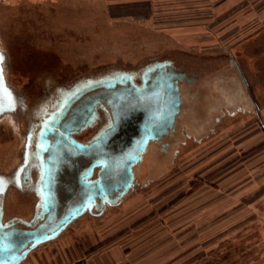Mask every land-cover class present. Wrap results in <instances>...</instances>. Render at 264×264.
Listing matches in <instances>:
<instances>
[{"label":"rangeland","instance_id":"1","mask_svg":"<svg viewBox=\"0 0 264 264\" xmlns=\"http://www.w3.org/2000/svg\"><path fill=\"white\" fill-rule=\"evenodd\" d=\"M168 1L173 2L152 0L136 10L128 5L120 10L115 0L0 2V53L8 84L20 96L26 88L42 87L44 77L73 82L165 59L196 71L191 93L202 107L206 92H215L210 114L203 111L202 120H194L199 132L185 125L175 149L158 162L146 157L117 208L99 217L88 210L65 227L57 242L71 241V264L105 256L112 247L127 259L146 236L147 264H264V134L253 91L256 84L257 91L263 89V73H249L243 130L227 88L236 73L229 62L237 66L242 49L251 66L262 55L255 51L264 49L259 43L264 3ZM210 61L219 67L206 65ZM188 99L184 94V103ZM16 114L0 116L2 143L14 137L0 145V175H7L9 188L5 221L30 220L34 211L32 196L18 188L10 172L19 160L25 125L19 116L13 121Z\"/></svg>","mask_w":264,"mask_h":264},{"label":"flooded vegetation","instance_id":"2","mask_svg":"<svg viewBox=\"0 0 264 264\" xmlns=\"http://www.w3.org/2000/svg\"><path fill=\"white\" fill-rule=\"evenodd\" d=\"M0 54L3 56V62L0 64L3 69L0 88L8 97L7 103L15 109L14 111H5L3 114L18 112L15 119L12 118L13 121L19 120L17 119L19 116L25 123L24 130L21 132L23 138L19 160L10 172L11 175H14V181L18 188L32 196L29 198L33 199L34 204L32 219L12 218L5 221L3 201L9 189L7 186L8 177L0 175V213L2 223L10 225V229L32 230L42 224L44 221L42 216L48 215L44 214L43 201L48 198L57 201V205H55L58 213L56 222L65 215L79 212L83 208V201L85 202L89 197H96V203L87 206L77 218L85 215L88 210L93 213L98 212L99 197L103 195L100 187L97 189L100 186L98 175L101 165L92 169L90 179H84L93 158L85 146L111 123L115 125L116 122V129L112 137L116 141L114 148L118 151L128 149L130 139L134 137V134L128 135L126 133L128 125L121 126V121L132 117L128 110L132 107L127 106L129 99H139L143 97L142 93H145L144 97L147 98V87L150 85L160 82L162 78L171 79L179 94V109L172 127L158 140L149 141L142 154V160L133 166L134 181L128 193L135 185L136 174L141 169L137 170V167L143 163L147 164L146 157H149L151 162H158L161 154L171 146H174L175 149L179 145L185 125L194 126L192 130L198 133L199 127L194 120H200V116L202 120L203 111L209 115L212 110L210 104L213 103L214 95L209 88L203 107L198 102L200 99H196L195 94L191 93V87L197 85L196 71L191 69L190 73L189 69L176 65L173 60L152 61L137 69H114L104 74L66 83H59L49 77H44L43 81H40L42 87L39 85L35 88H26L29 92L20 96L8 84L5 75V56L3 53ZM99 79L105 80V82L98 86H88L92 81ZM28 85L30 86V82ZM182 85L184 87H181ZM135 93H139V96ZM184 94L189 95L187 103H184ZM127 110L128 113H126ZM208 115L204 119H207ZM187 120L189 124L185 123ZM91 131L90 136L82 139ZM18 133H20V129ZM117 134L125 137L117 138ZM11 138L14 140V137L10 136L5 143L12 141L9 140ZM120 140H125L127 144H119ZM2 142L0 138V145L5 144ZM14 169L15 172H13ZM82 179L86 182L97 181L96 189L90 195L87 192L89 185L83 186ZM92 185H94L93 182L90 186ZM117 188L111 190V196L110 194L108 196L110 199L118 196L122 191ZM17 192L19 191L17 190Z\"/></svg>","mask_w":264,"mask_h":264},{"label":"water","instance_id":"3","mask_svg":"<svg viewBox=\"0 0 264 264\" xmlns=\"http://www.w3.org/2000/svg\"><path fill=\"white\" fill-rule=\"evenodd\" d=\"M111 79L113 80L112 77ZM104 82L105 80L99 79L92 81L88 86H98ZM135 94L139 96V93ZM144 94L142 93L143 97L139 99H129L127 106L132 107V109H128L132 117L121 121V126L128 125L126 133L134 134V137L130 139L128 149L118 151L114 148L116 141L112 137L116 129V122L115 125L111 123L85 146L93 158L84 179H90L92 169L101 165L98 175L100 186L97 189L100 187L103 195L99 197V213L102 212L105 204H118L127 195L134 181L133 166L142 160V154L149 141L158 140L167 133L178 112L179 94L171 79L162 78L160 82L147 87V98L144 97ZM124 137V135L118 136L117 134V138ZM118 143L124 145L126 141L120 140ZM91 182L94 185L90 186ZM96 182V180L86 182L82 179L81 184L89 185L87 192L90 195L96 189ZM116 187L122 191L118 196L110 199L108 196L109 194L111 196V190ZM95 203L96 197H89L85 202L83 201V208L79 212L65 215L56 222L58 213L55 205H57V201L48 198L43 201L44 214L48 215L42 216L43 223L32 230L10 229V225L2 223L0 213V264H18L28 252L40 243L55 238L77 216L82 214L87 206ZM50 214L53 216L50 217Z\"/></svg>","mask_w":264,"mask_h":264},{"label":"crops","instance_id":"4","mask_svg":"<svg viewBox=\"0 0 264 264\" xmlns=\"http://www.w3.org/2000/svg\"><path fill=\"white\" fill-rule=\"evenodd\" d=\"M115 1L118 4H121V5H118V8L120 10L125 9V5H128L127 8L131 10H136L137 8H141L143 6L144 8H147V3L152 2V0H115ZM192 1L194 2L195 0H192ZM207 1L215 2V1H222V0H207ZM227 1L230 3L231 0H227ZM167 2H173V1L167 0ZM262 2L264 3V0H262ZM138 3H142V4L137 5ZM259 8H260V5L257 4L256 5L257 14L259 13L258 11ZM259 43H264V42L260 41ZM252 50L253 49H251V51ZM255 52L258 53V55L262 52V55H260L259 58L257 59L256 66H253V65L251 66L249 64V61L244 59V57L247 56V54H245L247 53V51L243 49L240 51V55H239L240 59L238 61L237 66L236 65L234 66V64H231V62H229L232 69H234L236 73L234 72L232 74L227 88H228L229 93L231 94L229 105L232 106V108H234V112H237V111L239 112L238 114L239 117H236L235 121H237L240 125L239 130L241 129L243 130L245 128V123H246V119L243 113H245L244 111L248 110L246 107L249 104L248 103L249 97L247 95V91H248L247 87H248V81H249V76H250L249 73L258 74L259 71L260 73H263V78L261 79L263 89L257 91L259 87L256 84L253 87L254 88L253 91H254L255 98H256L255 101L257 102V104L259 103L258 106L255 105L257 122L261 126V131H263V134H264V49L263 50L261 49L260 51L256 50ZM229 56L232 57L230 54ZM206 65L211 66V67H219V63L217 64V62H213V61H210ZM212 94L215 95V92H212ZM262 159L264 162V151L262 154ZM222 190L224 192L225 188ZM120 203H122L121 200L119 201L118 204H115V205L105 204V207L102 210V212L101 213L97 212L96 214H93V216H96V217L103 216L105 212L109 211V209L117 208L120 205ZM84 218L85 216H83L78 221H81ZM66 228L63 229V231L60 232L55 238L51 240H47L43 243H40L37 247L32 249L30 252H28L26 256L24 257V259L21 260L18 264H71L72 262L70 260L71 252H72L71 241H70V244H68V242H62V243L57 242V240L67 230ZM145 232H147V230ZM88 240H89V237H88ZM141 242H143L141 249L138 248V249L133 250L134 254H131L130 257H128L127 259H124V257L121 258V255L119 254V252L112 247L110 252L107 253L105 256L99 255L98 257H95V258H89L85 262L82 261L81 259H77L76 263L78 264H147V236L145 237V242L144 240H141L139 244ZM141 251H142L141 256L138 258L135 257L136 255L135 252H141Z\"/></svg>","mask_w":264,"mask_h":264},{"label":"snow or ice","instance_id":"5","mask_svg":"<svg viewBox=\"0 0 264 264\" xmlns=\"http://www.w3.org/2000/svg\"><path fill=\"white\" fill-rule=\"evenodd\" d=\"M3 62V56L0 54V64ZM3 79V69L0 67V81ZM8 97L5 95V92L0 88V114H3L5 111H14L15 109L7 103Z\"/></svg>","mask_w":264,"mask_h":264},{"label":"built area","instance_id":"6","mask_svg":"<svg viewBox=\"0 0 264 264\" xmlns=\"http://www.w3.org/2000/svg\"><path fill=\"white\" fill-rule=\"evenodd\" d=\"M6 1H9V0H0V2H6Z\"/></svg>","mask_w":264,"mask_h":264}]
</instances>
